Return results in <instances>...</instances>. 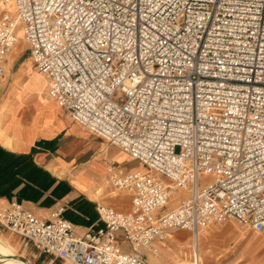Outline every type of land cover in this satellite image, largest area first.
I'll return each instance as SVG.
<instances>
[{"label": "built area", "instance_id": "built-area-1", "mask_svg": "<svg viewBox=\"0 0 264 264\" xmlns=\"http://www.w3.org/2000/svg\"><path fill=\"white\" fill-rule=\"evenodd\" d=\"M18 30L57 106L146 170L110 175L131 207L97 205L101 228L17 201L0 226L64 264H156L225 220L264 234V0H0V78Z\"/></svg>", "mask_w": 264, "mask_h": 264}, {"label": "crops", "instance_id": "crops-1", "mask_svg": "<svg viewBox=\"0 0 264 264\" xmlns=\"http://www.w3.org/2000/svg\"><path fill=\"white\" fill-rule=\"evenodd\" d=\"M9 66L6 60V71L0 78L1 203L17 201L45 221L63 207V217L79 235L103 226L96 212L99 204L128 212L130 196L110 183L112 173L135 172L111 168L115 159L127 154L73 121L49 97L42 76L44 83L33 87V78L27 73L6 75ZM236 224L251 231H240ZM0 236L15 247L18 255V236ZM199 236L205 255V263L200 264H264V234L249 227L225 220L210 225L197 241ZM168 244L173 245L170 241ZM152 256L147 254L146 259L150 261ZM198 256L201 258L199 250Z\"/></svg>", "mask_w": 264, "mask_h": 264}, {"label": "bare ground", "instance_id": "bare-ground-1", "mask_svg": "<svg viewBox=\"0 0 264 264\" xmlns=\"http://www.w3.org/2000/svg\"><path fill=\"white\" fill-rule=\"evenodd\" d=\"M16 37H17V41H16V45H15L16 50L14 51V53L8 54V61H9L8 63L9 64L22 51V45H21L22 43H20V42H21V40H23V37H22V33L20 30H18L16 32ZM15 46L13 47V49L15 48ZM27 70H28L27 66H24L22 68V70H20V72L26 73V72H28ZM33 74L34 75H31V77L33 78L32 81H34V84L31 81V83L33 84L32 86L36 87V85L38 86V83H40L42 85L44 83V81H42L43 78L41 77V75H39L38 73L36 74L34 71H33ZM28 78H30V77H28ZM30 86H31V84H30ZM25 87H27V86H25ZM181 195H182V192H179V194H176L175 197L179 198V196H181ZM218 231H220V230H218ZM192 237L194 238L193 241L195 242V243L193 242L194 243V250H193L194 251V258H193V260H192ZM192 237L181 238L180 235H178V234L168 235V239L165 243H163V244L159 243V244L154 245V246H156L158 253H157V255L152 256L151 258L149 257L150 261H152L153 263H159V264H200L201 261H203L205 263V255L203 254L204 248L201 245V236H199L198 241L196 240V238L198 236L194 237V235H192ZM169 240H170V242L173 243V245L168 244ZM197 244H198L199 254H200L202 259L198 256ZM186 254H188V257L184 258V256ZM156 257H163L164 261H160ZM0 264H30V262L28 260H23V259L19 258V256L16 253L15 247L8 240H5L0 236Z\"/></svg>", "mask_w": 264, "mask_h": 264}, {"label": "rangeland", "instance_id": "rangeland-1", "mask_svg": "<svg viewBox=\"0 0 264 264\" xmlns=\"http://www.w3.org/2000/svg\"><path fill=\"white\" fill-rule=\"evenodd\" d=\"M22 43V51L14 58V60L9 64V72L6 73V75H23V72H20V70H22V68L24 66H27L28 68V72H26V75H34L33 71L37 74V71L35 70L32 62L30 59H28L29 55H28V47L27 44L25 43L24 40H21ZM24 43V44H23ZM24 48V49H23ZM16 50V48H15ZM14 50V51H15ZM14 53V52H13ZM7 63L8 61V56H7ZM32 79V78H31ZM33 80V79H32ZM127 159H129V163L126 161ZM113 170H123V171H127L129 168L131 171H141L144 167L135 159L131 158L128 155H125L123 157H119L117 159H115L113 161V165L111 167ZM145 169V168H144ZM123 193V192H122ZM176 194H179V192H175V194H173V196L171 197V200L168 204V207L171 208L173 205H175V202L180 198L175 197ZM174 202H173V201ZM237 228L240 231H251L245 228H242L240 226H238L236 224ZM7 234V235H11L13 237H17L16 235L10 233L9 231H7L5 228H3L2 226H0V234ZM173 234H178L180 235L181 238L183 237H191V233L186 232V231H178L175 232ZM17 239H19V244H20V248L18 250V256H21L22 258L30 261V264H64L59 260H55L52 259L50 257L44 256V255H39L37 250L35 249V247L33 245H31L30 243H24L22 241L21 238L17 237ZM170 241V240H169ZM188 257V254H186L184 256V258ZM158 260L160 261H164L163 257H156Z\"/></svg>", "mask_w": 264, "mask_h": 264}, {"label": "water", "instance_id": "water-1", "mask_svg": "<svg viewBox=\"0 0 264 264\" xmlns=\"http://www.w3.org/2000/svg\"><path fill=\"white\" fill-rule=\"evenodd\" d=\"M21 259H23V258H21ZM23 260H25V259H23Z\"/></svg>", "mask_w": 264, "mask_h": 264}]
</instances>
